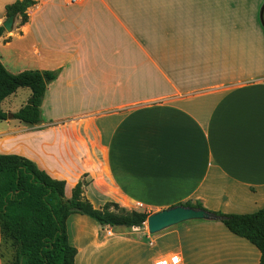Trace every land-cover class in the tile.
I'll return each mask as SVG.
<instances>
[{
	"label": "crops",
	"instance_id": "crops-1",
	"mask_svg": "<svg viewBox=\"0 0 264 264\" xmlns=\"http://www.w3.org/2000/svg\"><path fill=\"white\" fill-rule=\"evenodd\" d=\"M14 1L0 0L1 26ZM34 1L25 21L15 16L3 30L0 61L13 73L56 77L41 123L0 120V154L64 180L66 197L84 179L93 206L193 199L224 213L264 207V0ZM20 88L28 87L1 102L5 112L26 103L31 91L17 104ZM79 219L78 238L90 242L75 264L170 256L260 264L258 248L218 220H187L124 244Z\"/></svg>",
	"mask_w": 264,
	"mask_h": 264
},
{
	"label": "trees",
	"instance_id": "trees-1",
	"mask_svg": "<svg viewBox=\"0 0 264 264\" xmlns=\"http://www.w3.org/2000/svg\"><path fill=\"white\" fill-rule=\"evenodd\" d=\"M34 0H16L5 6L6 17L11 14L27 19L26 10ZM0 25V36L3 33ZM56 72L27 69L10 72L0 61V105L19 87L31 91L26 103L12 118L24 124L42 122L41 103L47 84ZM0 106V120L7 119ZM84 179L65 195V181L56 179L40 169L31 159L17 154H0V256L3 264H75L76 248L70 242L67 220L73 213L85 215L100 225L110 227H141L150 212L127 210L116 203L105 202L96 208L83 196ZM186 206L204 208L215 215L226 228L248 239L260 251L264 264V207L251 213H224L204 207L200 201L179 202ZM175 205V204H174ZM113 207L114 209H110ZM10 248L5 260L3 248Z\"/></svg>",
	"mask_w": 264,
	"mask_h": 264
},
{
	"label": "rangeland",
	"instance_id": "rangeland-1",
	"mask_svg": "<svg viewBox=\"0 0 264 264\" xmlns=\"http://www.w3.org/2000/svg\"><path fill=\"white\" fill-rule=\"evenodd\" d=\"M25 91H28V88H20L18 90V92L16 94L17 95V97H16L17 104H19V102L20 103L23 102L22 100L25 97V93H26ZM137 201H139V200L126 202L124 206L120 205L118 203H116V204L119 207L125 208L127 210L146 211V212H150V213L168 207V206L162 207V205L156 206L154 204H145V203H143L142 206H137L136 205ZM186 201L194 202L195 200L186 199V200H183L181 202H186ZM113 203H115V202H113ZM94 206L97 208H101L103 206V204L94 205ZM110 209L113 210L114 208L110 207ZM78 220H80L78 213H73L70 216V219L68 222V234H69L70 242L75 246L77 252H79V254H80L87 247V245L90 242L89 241L90 239L85 237V235H84L85 233L81 232L80 236H79V238L81 240L78 242L79 238H78L77 226H76V222ZM91 220H88V224L90 227L96 226V228H98L101 232H105L108 230V231L113 233L115 238H117L118 240H122V243H124V244H129L130 242H133V240H140V241H143L146 243L149 241V238L146 235L150 234V233L147 230V226H146L145 222H144L143 226H141V227L126 228V227H116V226L110 227L108 225H100V224L96 223L94 220H92V221ZM150 235H152V234H150ZM124 244H121L120 245L121 248H118V249H123ZM117 246H119V245H117ZM91 248H93V247L90 246L88 249H91ZM9 250H10V248H7V247L3 248L5 260H8L10 257L9 256L10 255ZM111 250H113V249H111Z\"/></svg>",
	"mask_w": 264,
	"mask_h": 264
},
{
	"label": "water",
	"instance_id": "water-1",
	"mask_svg": "<svg viewBox=\"0 0 264 264\" xmlns=\"http://www.w3.org/2000/svg\"><path fill=\"white\" fill-rule=\"evenodd\" d=\"M14 18L15 14H11L2 22V26L6 31L11 30ZM7 116L12 118V113H7ZM217 218V215L204 208L175 204L150 213L145 223L148 232L154 234L187 220H217Z\"/></svg>",
	"mask_w": 264,
	"mask_h": 264
},
{
	"label": "built area",
	"instance_id": "built-area-1",
	"mask_svg": "<svg viewBox=\"0 0 264 264\" xmlns=\"http://www.w3.org/2000/svg\"><path fill=\"white\" fill-rule=\"evenodd\" d=\"M68 3H82L85 0H66ZM177 257L170 256V257H164L159 260H156L154 264H175L177 262Z\"/></svg>",
	"mask_w": 264,
	"mask_h": 264
},
{
	"label": "bare ground",
	"instance_id": "bare-ground-1",
	"mask_svg": "<svg viewBox=\"0 0 264 264\" xmlns=\"http://www.w3.org/2000/svg\"><path fill=\"white\" fill-rule=\"evenodd\" d=\"M107 233H110V231H107Z\"/></svg>",
	"mask_w": 264,
	"mask_h": 264
}]
</instances>
